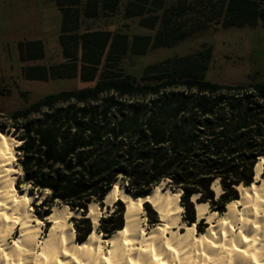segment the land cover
Wrapping results in <instances>:
<instances>
[{
    "label": "trees",
    "instance_id": "obj_1",
    "mask_svg": "<svg viewBox=\"0 0 264 264\" xmlns=\"http://www.w3.org/2000/svg\"><path fill=\"white\" fill-rule=\"evenodd\" d=\"M54 1L62 13L63 61L28 65L22 73L27 80L77 76L94 83L52 92L0 114V132L20 142L16 184L28 186L30 193L47 192L44 206L57 202L82 211V217H74L77 241L92 231L86 217L89 203L102 208V199L118 180L134 196L163 181L166 188L180 190L187 224L196 221L192 195L223 213L229 201L239 198L237 186L253 182L257 157L264 155V81L207 80L208 50L149 64L138 80L124 73L119 62L127 53L144 55L150 48L174 45L212 24L264 23V0H127L123 16L155 30L132 36L106 29L80 31L82 18L109 15L120 0ZM19 52L20 60L44 57L37 40L20 43ZM215 180L218 195L211 188ZM113 205L99 219L97 231L104 236L124 224L123 202Z\"/></svg>",
    "mask_w": 264,
    "mask_h": 264
},
{
    "label": "bare ground",
    "instance_id": "obj_2",
    "mask_svg": "<svg viewBox=\"0 0 264 264\" xmlns=\"http://www.w3.org/2000/svg\"><path fill=\"white\" fill-rule=\"evenodd\" d=\"M19 143L0 132V264H264V155L256 162L253 182L237 186L239 198L229 201L223 213L192 195L196 221L191 224L182 220L181 191L166 188L165 181L140 196L115 181L103 203L106 209L116 200L123 202V227L102 236L97 231L102 212L91 201L86 216L92 231L77 241L71 218L80 216L78 211L54 204L39 217L32 204L42 196L18 188ZM212 188L216 195L221 191L217 180ZM146 202L159 217L151 226L145 223ZM201 220L208 226L197 232ZM44 221L51 224L45 234Z\"/></svg>",
    "mask_w": 264,
    "mask_h": 264
},
{
    "label": "rangeland",
    "instance_id": "obj_3",
    "mask_svg": "<svg viewBox=\"0 0 264 264\" xmlns=\"http://www.w3.org/2000/svg\"><path fill=\"white\" fill-rule=\"evenodd\" d=\"M126 1L120 0L117 10L109 15L100 14L95 18H82L80 31L106 29L112 32H125L129 36L133 34L153 35L155 30L140 26L138 18L123 16ZM166 1L170 4L174 0ZM61 22L62 13L54 0H0V91L2 93L0 94V114L22 108L52 92L94 83V81L82 82L77 76L48 79L47 81L27 80L24 77L22 67L33 64L50 65L63 61L59 43ZM36 40L40 41L43 46L44 57L34 61L20 60L19 44L22 43L25 46ZM207 50L209 52L205 72L207 80L220 84H248L264 81V23L262 22H258L255 26L227 28H222L220 24H212L207 29L174 45L150 48L144 55L127 53L121 58L119 66L124 73L138 80L143 68L149 64L174 56ZM103 64L104 62L100 65L97 75L102 70ZM15 164L18 168V179L21 171L17 160ZM17 186L23 191L28 190L26 185ZM34 193L42 196L40 203L32 204L33 212L39 217L49 213L54 204H59L55 202L49 207L44 206L42 201L47 192L39 194L35 191ZM100 209L102 215L99 219L111 212L114 205L105 209V204H103ZM144 216L147 226L159 222V217L150 204L145 206ZM155 217L158 221L153 223L152 220ZM71 222L76 237L74 218H71ZM44 223L42 228L45 234L51 224L45 221ZM91 225L93 226V223ZM207 226L208 224L203 220L202 224L196 227L197 232L206 230Z\"/></svg>",
    "mask_w": 264,
    "mask_h": 264
},
{
    "label": "water",
    "instance_id": "obj_4",
    "mask_svg": "<svg viewBox=\"0 0 264 264\" xmlns=\"http://www.w3.org/2000/svg\"><path fill=\"white\" fill-rule=\"evenodd\" d=\"M20 144V143H19ZM260 156H262V155H259L258 157H257V159L260 157ZM254 170V169H253ZM254 179V178H253ZM212 188V187H211ZM196 198V197H195ZM193 201V200H192ZM102 202H103V199H102ZM76 211H78V210H76ZM79 213H80V215L82 216V211H78ZM124 216V215H123ZM87 218H89L88 216H86ZM196 217V216H195Z\"/></svg>",
    "mask_w": 264,
    "mask_h": 264
}]
</instances>
